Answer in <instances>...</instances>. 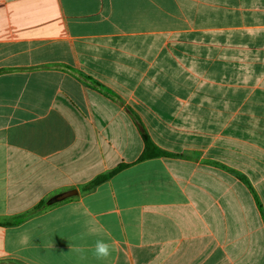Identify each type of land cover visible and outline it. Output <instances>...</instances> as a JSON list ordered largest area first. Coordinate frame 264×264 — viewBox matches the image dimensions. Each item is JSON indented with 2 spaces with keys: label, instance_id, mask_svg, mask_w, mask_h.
Wrapping results in <instances>:
<instances>
[{
  "label": "crops",
  "instance_id": "0c3cea01",
  "mask_svg": "<svg viewBox=\"0 0 264 264\" xmlns=\"http://www.w3.org/2000/svg\"><path fill=\"white\" fill-rule=\"evenodd\" d=\"M0 264H264V0H0Z\"/></svg>",
  "mask_w": 264,
  "mask_h": 264
},
{
  "label": "trees",
  "instance_id": "16d2710c",
  "mask_svg": "<svg viewBox=\"0 0 264 264\" xmlns=\"http://www.w3.org/2000/svg\"><path fill=\"white\" fill-rule=\"evenodd\" d=\"M144 139H145V149L144 152L142 153L141 157H140V161L146 160V159H151V158H155V157H161V156H169L171 155L170 153L160 149L159 147H157L150 139L147 135H144ZM126 166V164H120L117 168H115L114 170L99 175L96 179H94L88 186H86L87 188H94L97 185L103 183L104 181H106L107 179H109L110 177H112L114 174H116L117 172H119L121 169H123ZM45 207V203H40L38 204L33 211H38L41 210Z\"/></svg>",
  "mask_w": 264,
  "mask_h": 264
},
{
  "label": "clouds",
  "instance_id": "9594fccd",
  "mask_svg": "<svg viewBox=\"0 0 264 264\" xmlns=\"http://www.w3.org/2000/svg\"><path fill=\"white\" fill-rule=\"evenodd\" d=\"M83 238L84 234H81L79 239ZM70 251L80 254L81 258H84L83 253L85 252V249L83 247L70 246ZM92 252L97 260H107L112 253V245L106 243L104 240H97L92 248Z\"/></svg>",
  "mask_w": 264,
  "mask_h": 264
},
{
  "label": "water",
  "instance_id": "95a60500",
  "mask_svg": "<svg viewBox=\"0 0 264 264\" xmlns=\"http://www.w3.org/2000/svg\"><path fill=\"white\" fill-rule=\"evenodd\" d=\"M75 194H77L76 190H70V191L64 192L62 194H59L56 197H54L50 202H48V205H52L56 202L63 201V200H65V199H67V198H69Z\"/></svg>",
  "mask_w": 264,
  "mask_h": 264
}]
</instances>
